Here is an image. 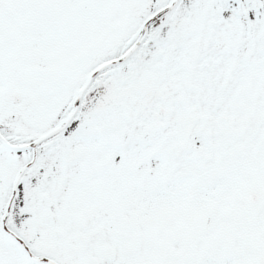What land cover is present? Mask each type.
I'll return each instance as SVG.
<instances>
[{
    "label": "snow or ice",
    "instance_id": "snow-or-ice-1",
    "mask_svg": "<svg viewBox=\"0 0 264 264\" xmlns=\"http://www.w3.org/2000/svg\"><path fill=\"white\" fill-rule=\"evenodd\" d=\"M0 264H264V0H0Z\"/></svg>",
    "mask_w": 264,
    "mask_h": 264
}]
</instances>
